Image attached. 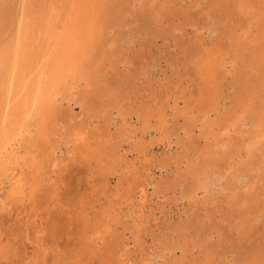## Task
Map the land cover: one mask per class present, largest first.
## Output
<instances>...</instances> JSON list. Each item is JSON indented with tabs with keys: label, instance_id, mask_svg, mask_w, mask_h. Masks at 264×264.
<instances>
[{
	"label": "rangeland",
	"instance_id": "rangeland-1",
	"mask_svg": "<svg viewBox=\"0 0 264 264\" xmlns=\"http://www.w3.org/2000/svg\"><path fill=\"white\" fill-rule=\"evenodd\" d=\"M240 2L0 0V264H264V1Z\"/></svg>",
	"mask_w": 264,
	"mask_h": 264
},
{
	"label": "bare ground",
	"instance_id": "bare-ground-1",
	"mask_svg": "<svg viewBox=\"0 0 264 264\" xmlns=\"http://www.w3.org/2000/svg\"><path fill=\"white\" fill-rule=\"evenodd\" d=\"M264 1V0H263ZM251 2V1H250ZM249 2V3H250ZM260 3V2H259ZM262 3V2H261ZM263 4V3H262ZM128 5V4H127ZM125 6V5H124ZM87 7V5H86ZM80 8L78 11H76V16L74 17V19L69 20L71 21L70 24L67 26L68 28V32H67V28L65 29L66 33H65V47L63 46V49L62 50V59H60L61 61V66L62 68L65 67L66 65L73 63L76 64L77 61L79 60V48H78V45L82 42H84L83 40H86V38H91V39H94L93 36L95 35L96 37V34H95V28H96V25H97V21H98V18H97V10L96 8L95 9H92L90 7V9L88 8ZM240 7L242 8L243 11H247L249 10V8L251 7V5H247V0H241L240 2ZM130 7L128 6V9ZM251 9V8H250ZM254 10V9H253ZM96 11V12H95ZM113 11V10H112ZM124 11V8L122 10V12ZM129 11V10H128ZM127 11V12H128ZM252 11V10H251ZM109 12V10L107 11V13ZM111 12V11H110ZM121 12V13H122ZM116 13V12H115ZM253 13V12H252ZM99 14V13H98ZM118 14V13H117ZM1 15V14H0ZM109 15V14H108ZM264 15V14H263ZM111 16V15H110ZM123 16V15H122ZM2 17V16H1ZM103 18V17H102ZM113 18V17H112ZM2 19V18H1ZM5 19V18H4ZM3 19V20H4ZM117 19V18H116ZM259 32V31H258ZM260 33V32H259ZM229 34V33H228ZM223 43V42H222ZM64 44V43H63ZM82 47V46H81ZM213 48V47H212ZM201 49V48H200ZM215 49V48H214ZM60 50V51H61ZM212 50V49H211ZM212 51L210 50H207L202 53V57H196L194 58L193 60V64L195 65L196 69H197V72L199 75H202L204 76V78L206 80L204 81H208L211 79V76L213 75V73L215 72L216 68L218 67V65L216 63H214V53L212 54L211 53ZM222 52V51H221ZM83 53V52H82ZM201 54V53H200ZM264 54V53H263ZM81 55V54H80ZM82 56V55H81ZM78 57V58H77ZM202 58V59H201ZM264 58V57H263ZM78 59V60H77ZM201 59V60H200ZM60 63V62H59ZM68 63V64H67ZM72 64V65H74ZM65 65V66H64ZM71 65V64H70ZM259 65V64H258ZM224 67V65L222 66ZM218 69V68H217ZM196 71V70H195ZM200 77V76H199ZM242 78V77H241ZM224 79V78H223ZM28 80V79H27ZM203 81V82H204ZM9 84V83H8ZM219 84V83H218ZM251 84V83H250ZM13 85V84H12ZM10 86V85H9ZM212 86V85H210ZM246 87V86H245ZM10 88V87H9ZM217 88V87H216ZM242 88V87H241ZM210 87H209V83H205L204 85L201 86L200 88V96L203 95V93L207 90H209ZM218 89V88H217ZM217 91V90H216ZM215 92V91H214ZM199 93V92H198ZM204 93V94H205ZM222 93V92H221ZM207 94V93H206ZM213 94V93H212ZM223 94V93H222ZM199 95V94H198ZM226 96V95H225ZM235 96V95H234ZM256 96V95H255ZM212 97V96H211ZM8 98V97H7ZM196 98V97H195ZM202 98V97H201ZM204 98V97H203ZM226 98V97H225ZM4 99V98H3ZM2 99V100H3ZM10 99V98H9ZM199 99V98H198ZM217 99V98H216ZM6 100V99H5ZM11 100V99H10ZM8 101V100H7ZM197 101V100H196ZM206 102L203 100H200L198 101V105H195L196 106V111L200 112V118L201 116H203L205 119H208V120H202L200 124H203V129L205 131H209V133H211L213 130V124L215 125L216 123H218V120H214V121H209V118H210V115L209 113H207L204 109V105L203 103L201 102ZM2 102V101H1ZM6 102V101H5ZM3 102V103H5ZM218 102V101H217ZM8 103V102H7ZM185 103V102H184ZM233 103V102H231ZM242 103V102H241ZM240 103V104H241ZM52 104V103H51ZM189 104V103H188ZM187 104V105H188ZM218 104V103H217ZM240 104H239V107H240ZM12 105V103H11ZM212 105V104H211ZM232 105V104H231ZM242 105V104H241ZM245 105V104H244ZM9 107V104L7 105L6 104V107H3L5 110ZM203 108V109H202ZM207 108V105L206 107ZM9 109V108H8ZM233 109V105L230 106L229 108L226 107L225 111H227L226 113H230ZM192 111V110H191ZM218 112V111H217ZM5 116V115H4ZM192 116V115H191ZM225 117V116H224ZM180 118V117H179ZM199 119V118H198ZM226 120V119H225ZM224 120H222L223 122ZM233 121V120H232ZM214 122V123H213ZM221 122V121H219ZM239 122V121H238ZM226 123V122H225ZM54 124V123H53ZM208 124H210V126H208ZM231 125V124H230ZM227 126V125H226ZM209 127V129H208ZM218 127L219 124H218ZM225 130V129H224ZM185 131V130H184ZM204 131V132H205ZM217 132V131H216ZM215 131H214V134H217ZM206 133V132H205ZM204 133V134H205ZM190 135V134H189ZM218 135V134H217ZM216 136V135H215ZM213 136L215 139L216 137ZM209 138V137H208ZM212 138V137H211ZM211 140V139H210ZM214 141V140H213ZM232 141V140H231ZM183 142V141H182ZM218 142V141H217ZM208 144V143H207ZM230 146V143L228 141H220L216 144V152H226V150L229 148ZM214 151V150H213ZM209 153V152H208ZM229 153V152H228ZM214 154V153H213ZM216 155V154H215ZM199 160L202 159V155L198 157ZM209 175V173H208ZM24 264H36V262L34 263L33 261H28V262H25Z\"/></svg>",
	"mask_w": 264,
	"mask_h": 264
}]
</instances>
